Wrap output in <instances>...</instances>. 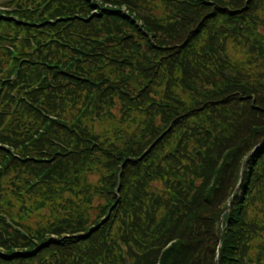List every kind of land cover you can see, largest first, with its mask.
<instances>
[{
    "label": "trees",
    "instance_id": "obj_1",
    "mask_svg": "<svg viewBox=\"0 0 264 264\" xmlns=\"http://www.w3.org/2000/svg\"><path fill=\"white\" fill-rule=\"evenodd\" d=\"M1 4L0 264H264V0Z\"/></svg>",
    "mask_w": 264,
    "mask_h": 264
},
{
    "label": "rangeland",
    "instance_id": "obj_2",
    "mask_svg": "<svg viewBox=\"0 0 264 264\" xmlns=\"http://www.w3.org/2000/svg\"><path fill=\"white\" fill-rule=\"evenodd\" d=\"M260 143H261V142H260ZM260 143H259V144H260ZM242 166H243V162H242ZM241 168H242V167H241ZM240 182H241V181H240ZM240 182H239V183H240ZM236 188H237V187H236ZM234 193H235V191H234ZM232 196H233V195H232ZM230 200H231V199H230ZM229 202H230V201H229ZM229 202H228V205H229ZM228 209H229V208H228ZM228 209H227V210H228ZM222 219H223V216H222ZM220 244H221V240H220ZM220 244H219V247H218V250H217V255H218V252H219V250H220ZM216 257H217V256H216Z\"/></svg>",
    "mask_w": 264,
    "mask_h": 264
},
{
    "label": "water",
    "instance_id": "obj_3",
    "mask_svg": "<svg viewBox=\"0 0 264 264\" xmlns=\"http://www.w3.org/2000/svg\"><path fill=\"white\" fill-rule=\"evenodd\" d=\"M244 163H245V161H244ZM244 163H243V166H242V170L244 169Z\"/></svg>",
    "mask_w": 264,
    "mask_h": 264
},
{
    "label": "bare ground",
    "instance_id": "obj_4",
    "mask_svg": "<svg viewBox=\"0 0 264 264\" xmlns=\"http://www.w3.org/2000/svg\"><path fill=\"white\" fill-rule=\"evenodd\" d=\"M263 145V144H262Z\"/></svg>",
    "mask_w": 264,
    "mask_h": 264
}]
</instances>
